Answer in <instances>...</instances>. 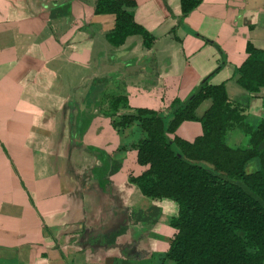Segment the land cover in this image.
I'll list each match as a JSON object with an SVG mask.
<instances>
[{
	"label": "crops",
	"instance_id": "1",
	"mask_svg": "<svg viewBox=\"0 0 264 264\" xmlns=\"http://www.w3.org/2000/svg\"><path fill=\"white\" fill-rule=\"evenodd\" d=\"M131 9L148 47L139 34L108 43L113 14L95 13L94 0H0V264H173L176 202L129 180L145 168L135 154L145 132L120 115L152 108L166 124L169 103L205 80L223 82L251 125L264 116V85L249 92L232 76L247 42L264 48V0H198L184 13L180 0H134ZM112 96L125 101L104 111ZM199 133L183 119L166 136ZM225 141L246 145L247 135L233 127Z\"/></svg>",
	"mask_w": 264,
	"mask_h": 264
},
{
	"label": "trees",
	"instance_id": "2",
	"mask_svg": "<svg viewBox=\"0 0 264 264\" xmlns=\"http://www.w3.org/2000/svg\"><path fill=\"white\" fill-rule=\"evenodd\" d=\"M198 0H180L182 13ZM134 0H94V12L113 14V26L105 38L121 44L131 34L141 36L148 47L152 35L132 18ZM245 57L233 69L234 81L252 92L264 85V48L245 44ZM205 97L210 104L200 116L194 107ZM106 110L123 96L105 97ZM264 104V102H263ZM103 108V107H102ZM166 124L152 108L137 107L118 122L137 120L145 134L135 147L137 163L145 168L130 181L141 193L169 197L177 210L169 219L175 231L165 256L173 264H261L264 259V116L255 125L244 120L242 109L230 102L223 82L205 80L182 100L169 103ZM183 119L197 120L200 133L192 140L172 132ZM237 127L247 135L246 145L230 146L227 132ZM252 158L256 167L246 170ZM87 264V263H79Z\"/></svg>",
	"mask_w": 264,
	"mask_h": 264
},
{
	"label": "water",
	"instance_id": "3",
	"mask_svg": "<svg viewBox=\"0 0 264 264\" xmlns=\"http://www.w3.org/2000/svg\"><path fill=\"white\" fill-rule=\"evenodd\" d=\"M100 90H101V86H99V85H95L94 87H93V89L91 90V92H90V96H89V98H90V105L92 106V104H93V102H94V99H95V96H96V94L98 93V92H100Z\"/></svg>",
	"mask_w": 264,
	"mask_h": 264
},
{
	"label": "rangeland",
	"instance_id": "4",
	"mask_svg": "<svg viewBox=\"0 0 264 264\" xmlns=\"http://www.w3.org/2000/svg\"><path fill=\"white\" fill-rule=\"evenodd\" d=\"M250 164H251V162H249V163L247 164L246 170L249 169V165H250Z\"/></svg>",
	"mask_w": 264,
	"mask_h": 264
}]
</instances>
